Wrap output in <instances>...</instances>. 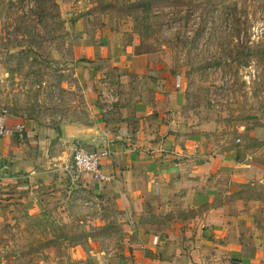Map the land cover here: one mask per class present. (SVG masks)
I'll return each mask as SVG.
<instances>
[{
	"label": "rangeland",
	"instance_id": "rangeland-1",
	"mask_svg": "<svg viewBox=\"0 0 264 264\" xmlns=\"http://www.w3.org/2000/svg\"><path fill=\"white\" fill-rule=\"evenodd\" d=\"M105 34L180 81L185 113L206 134L231 144L264 130V0H0V110L41 127L91 126L79 44ZM74 142L71 170L84 149ZM21 185L0 182V264L134 260L131 246L150 239L140 234L170 221L68 187L31 215Z\"/></svg>",
	"mask_w": 264,
	"mask_h": 264
},
{
	"label": "crops",
	"instance_id": "crops-1",
	"mask_svg": "<svg viewBox=\"0 0 264 264\" xmlns=\"http://www.w3.org/2000/svg\"><path fill=\"white\" fill-rule=\"evenodd\" d=\"M118 43L105 34L79 44L91 126L24 123L23 139L0 140V182L22 184L31 215L68 187L120 211L170 220L141 233L150 239L131 246L141 248L132 251L136 260L118 264H264V130L231 144L206 134V125L185 113L181 82ZM76 139L87 151L111 152L102 169L106 181L74 182Z\"/></svg>",
	"mask_w": 264,
	"mask_h": 264
},
{
	"label": "built area",
	"instance_id": "built-area-1",
	"mask_svg": "<svg viewBox=\"0 0 264 264\" xmlns=\"http://www.w3.org/2000/svg\"><path fill=\"white\" fill-rule=\"evenodd\" d=\"M25 133L26 125L23 122L13 123L12 117L7 110L0 111V140L10 136H18L23 139ZM110 157L111 152L98 154L87 152L84 149H77L74 154L72 170L76 177L89 174L95 180L104 182L106 179L102 173L103 164Z\"/></svg>",
	"mask_w": 264,
	"mask_h": 264
}]
</instances>
